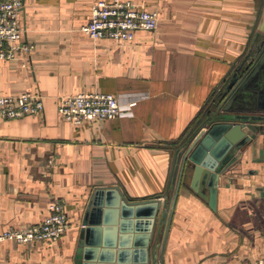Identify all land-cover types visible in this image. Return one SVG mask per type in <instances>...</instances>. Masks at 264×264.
<instances>
[{
    "label": "crops",
    "instance_id": "0c3cea01",
    "mask_svg": "<svg viewBox=\"0 0 264 264\" xmlns=\"http://www.w3.org/2000/svg\"><path fill=\"white\" fill-rule=\"evenodd\" d=\"M23 1V40L34 49L0 63V95L37 93L44 110L0 117V232L41 221L54 201L70 225L54 243L1 242L0 264H76L99 190L117 186L132 201L173 198L174 150L264 33V3L133 0L158 12V28L119 43L81 29L100 0ZM83 92L116 95L126 114L78 126L62 119L59 98ZM240 97L239 107L264 109V89ZM166 229L167 221L158 264H264V152L247 149L214 196L203 175L188 172Z\"/></svg>",
    "mask_w": 264,
    "mask_h": 264
},
{
    "label": "water",
    "instance_id": "95a60500",
    "mask_svg": "<svg viewBox=\"0 0 264 264\" xmlns=\"http://www.w3.org/2000/svg\"><path fill=\"white\" fill-rule=\"evenodd\" d=\"M259 1L261 9L264 0ZM257 89H264V33L261 31L256 33L231 77L226 81L224 78L212 105L178 142L173 173L174 179H178L173 198L132 201L117 186L99 190L85 213L76 264L161 262L167 236L164 233L160 247L161 228L167 221L169 229L183 177L188 172L192 180L203 175L214 196L221 176L247 149L256 148L263 154L264 109L236 105L243 92Z\"/></svg>",
    "mask_w": 264,
    "mask_h": 264
},
{
    "label": "built area",
    "instance_id": "2783aa9c",
    "mask_svg": "<svg viewBox=\"0 0 264 264\" xmlns=\"http://www.w3.org/2000/svg\"><path fill=\"white\" fill-rule=\"evenodd\" d=\"M23 0H0V63L30 54L34 47L23 40L21 22ZM159 24L157 11L147 10L133 0H100L92 6L90 21L82 31L92 39H110L130 42L140 31H155ZM44 110L41 95L25 92L18 95H0V117L18 118L36 115ZM58 115L74 125L115 119L126 114L116 95L101 92H83L60 97ZM48 214L39 222L22 228L0 232V243L19 244L54 243L59 241L70 225L63 205L54 201L47 207Z\"/></svg>",
    "mask_w": 264,
    "mask_h": 264
}]
</instances>
